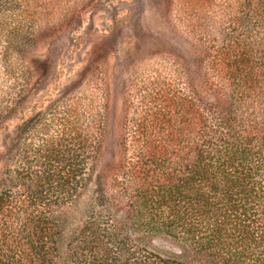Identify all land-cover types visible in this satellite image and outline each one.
<instances>
[{"label": "trees", "instance_id": "trees-1", "mask_svg": "<svg viewBox=\"0 0 264 264\" xmlns=\"http://www.w3.org/2000/svg\"><path fill=\"white\" fill-rule=\"evenodd\" d=\"M22 1L0 0V14ZM194 3L193 39L214 55L195 59L193 91L181 73L149 95L157 107L137 106L132 163L99 174L91 198L100 210L80 232V205L62 202L87 191V158L70 159L63 177L30 164L23 191L0 194V264H264V0ZM148 238L173 242L184 260L148 250Z\"/></svg>", "mask_w": 264, "mask_h": 264}, {"label": "rangeland", "instance_id": "rangeland-1", "mask_svg": "<svg viewBox=\"0 0 264 264\" xmlns=\"http://www.w3.org/2000/svg\"><path fill=\"white\" fill-rule=\"evenodd\" d=\"M220 1L195 0L194 9H213ZM22 4L15 15L8 13L5 25L0 20V194L22 192L30 164L32 170H60L63 177L74 164L70 159L86 157L87 191H72L62 202L71 212L80 205L73 218V229L80 224V232L82 222L100 210L91 198L99 174H109L120 162L123 170L132 163L135 121L144 123L137 106L157 107L149 95L168 89L169 81L173 86L182 74V85L193 91L195 59L214 53L193 39V0ZM10 23L26 24L12 31ZM88 63L97 65L94 82L82 77ZM141 244L181 261L186 253L162 239Z\"/></svg>", "mask_w": 264, "mask_h": 264}]
</instances>
